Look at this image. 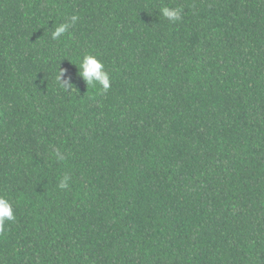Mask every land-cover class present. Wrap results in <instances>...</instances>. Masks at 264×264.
<instances>
[{"label":"trees","instance_id":"1","mask_svg":"<svg viewBox=\"0 0 264 264\" xmlns=\"http://www.w3.org/2000/svg\"><path fill=\"white\" fill-rule=\"evenodd\" d=\"M0 196V264H264V0H0Z\"/></svg>","mask_w":264,"mask_h":264},{"label":"clouds","instance_id":"2","mask_svg":"<svg viewBox=\"0 0 264 264\" xmlns=\"http://www.w3.org/2000/svg\"><path fill=\"white\" fill-rule=\"evenodd\" d=\"M160 15L170 22H178L182 19V10L180 8H170L164 6L160 9ZM77 16H71L70 22L61 23L59 25L52 26L51 39L58 41L63 37L77 21ZM87 87L91 86L95 88L97 85L107 92L111 86V76L105 68V65L94 55H84L80 61L79 74ZM66 76L65 70H59V74L56 76V81L59 86L65 90L70 91L73 87L71 78H64ZM54 155L58 160H62L64 157L58 149L55 150ZM70 177L64 175L58 184L61 190H65L69 187ZM16 219L14 215V208L12 203L3 196H0V230H3L6 223L14 222Z\"/></svg>","mask_w":264,"mask_h":264}]
</instances>
